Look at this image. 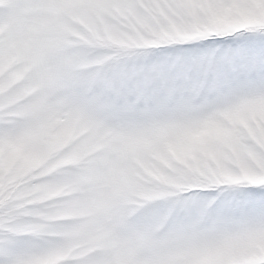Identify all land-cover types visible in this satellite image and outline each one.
<instances>
[{
  "label": "snow or ice",
  "instance_id": "6c2138e0",
  "mask_svg": "<svg viewBox=\"0 0 264 264\" xmlns=\"http://www.w3.org/2000/svg\"><path fill=\"white\" fill-rule=\"evenodd\" d=\"M0 264H264V0H0Z\"/></svg>",
  "mask_w": 264,
  "mask_h": 264
}]
</instances>
